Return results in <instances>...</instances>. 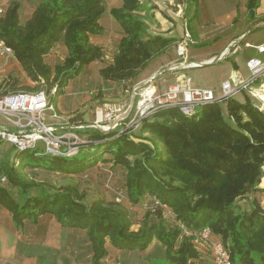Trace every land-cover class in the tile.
I'll return each instance as SVG.
<instances>
[{
  "label": "trees",
  "instance_id": "1",
  "mask_svg": "<svg viewBox=\"0 0 264 264\" xmlns=\"http://www.w3.org/2000/svg\"><path fill=\"white\" fill-rule=\"evenodd\" d=\"M191 1L197 6V0ZM35 2L23 24L18 2L9 3L0 15V38L34 82L21 90L36 91L45 83V90L56 85L59 92L88 65L104 59L103 47L93 41L104 33L99 22L104 0ZM147 5L146 0H122L120 7L110 9L122 35L111 62L98 70L102 81L131 80L174 40L148 31ZM258 6L259 0H247L250 16ZM58 42L65 46L66 56L50 66L44 56ZM4 83L0 93L20 90L15 89V79ZM241 92L243 100L222 99L226 118L216 99L192 115L175 106L158 109L143 118L137 129L105 132L85 127L88 142L83 152L89 154L81 159L77 154H48V164H32L22 157L28 149L18 150L12 144L0 160V205L16 228L49 216L61 227L80 232L90 264H105L107 243L129 252L146 250L153 241L159 247L147 264H207L202 252L212 257L211 242L227 249L232 264H264V209L256 196L264 192L259 188L264 175V111ZM28 156L41 157L35 151ZM99 164L104 165V177L92 175ZM27 168L33 174L39 169L79 176L84 182L94 178L99 182L102 177L108 183L119 174L132 205L145 200L151 205L135 230L133 214L115 199L118 193L112 200L97 194L86 201L83 186L70 178L60 185L53 179L28 176Z\"/></svg>",
  "mask_w": 264,
  "mask_h": 264
},
{
  "label": "rangeland",
  "instance_id": "2",
  "mask_svg": "<svg viewBox=\"0 0 264 264\" xmlns=\"http://www.w3.org/2000/svg\"><path fill=\"white\" fill-rule=\"evenodd\" d=\"M148 1V15L153 17L148 18V15H143L146 19L148 31L151 34H159L164 37H172L174 39L170 45L165 49V52L156 55L144 65V67L135 76L136 79L139 77H153V82L156 85L158 91L161 93L165 92L169 85H173L176 82L172 72L177 71L174 67L179 63L184 62V59L176 55L177 43L180 42L181 38L184 37L186 31L189 35V42L186 47V63H189L191 57L205 53L209 50L212 52L225 53V49L230 39L234 34L248 32V36L241 40L240 49L236 54L231 57L216 61L211 64L195 66L186 69L184 73L190 78L189 87L211 90L214 99H220L222 97L221 84L223 80L235 81L240 79L246 81L250 77V70L248 69L246 62L253 58V55H258L256 50L250 47H244V42H248L253 45L264 42V26L259 28H252L254 23L253 17L249 15L246 8L247 0H197V6L194 4L196 1L191 0H146ZM260 2V1H259ZM264 0H261V6ZM143 14V13H142ZM112 16L109 13L107 1L104 0V13L102 14L99 22L104 28V33L99 37H93V41L100 44L104 49V59L96 61L87 66L78 76L71 79L67 83V87L62 88L61 91H56L55 94H49L50 102L56 103L59 95H66L71 101L67 103V108L63 110L64 113H58L55 109L56 114L59 118L52 120L46 118L48 124L59 123L62 120H67L70 125L77 126L83 123H94L96 120L97 111L103 110V112L112 111V118L110 120L101 121L99 125H106L109 130H123L126 125L125 122L128 118L124 116L129 112L128 106L131 104V91H124L126 86L134 82L135 77L128 83H107L102 81L99 76L98 70L108 62H111L113 54L117 50V42L122 35V30L119 26L115 29H111ZM252 20V21H251ZM251 22V23H249ZM114 25L118 23L113 19ZM168 50V51H166ZM66 51L56 48L49 55L47 60L50 65L58 64L62 61ZM228 56V55H227ZM230 56V55H229ZM255 56V57H256ZM259 58L264 59V55H260ZM189 59V60H188ZM172 60V67H163L164 63H168ZM237 63V69L239 71H232L233 63ZM152 71H154L153 74ZM151 74L150 76H148ZM264 76L259 77L255 85L260 88L261 82H263ZM233 82L232 85L234 84ZM54 86L49 87L52 89ZM235 87V85H234ZM42 88H48L44 83ZM249 98L259 104V100L245 91ZM244 92H238L233 97L238 100H243ZM55 106V105H54ZM220 107L223 116L226 118V107L225 101L220 99ZM128 109V110H127ZM196 110H200L197 107ZM125 114V115H124ZM126 115V116H127ZM116 116H123V120L117 121ZM2 119V120H1ZM86 120V121H85ZM5 122L4 118L0 117V122ZM99 128V127H98ZM101 128V127H100ZM106 130V129H102ZM82 131V130H81ZM85 132V131H84ZM106 132V131H105ZM81 133V132H80ZM82 134V133H81ZM85 134V133H84ZM83 137V136H82ZM87 139V136H84ZM7 141H5L6 143ZM3 143V141H2ZM10 143V142H9ZM81 152L76 155L77 159L87 157L88 152H83V146L80 148ZM8 148H0V160L7 152ZM33 149H28L23 153L22 157L24 161H28L32 164L45 165L48 164L50 159L48 154L44 153V149L38 147L37 151L41 157L28 156L29 153L33 152ZM45 155V156H44ZM104 165H97L92 175L103 176ZM28 176L36 177L37 179H53L56 184H64L66 181H73L79 184L87 192L86 201L97 194L108 196L113 198L114 193L120 194V204L128 211L133 214V228L137 229L143 218L146 210L151 205L148 200L144 203L132 205L128 197L126 199L125 192L121 188V180L118 174L114 175L112 179L107 183L106 178L99 177L98 183H91L83 181L79 176L70 175H57L45 172L44 170H35V174L28 170ZM70 178V179H68ZM260 182H264V175ZM107 183V184H106ZM118 202V201H117Z\"/></svg>",
  "mask_w": 264,
  "mask_h": 264
},
{
  "label": "built area",
  "instance_id": "3",
  "mask_svg": "<svg viewBox=\"0 0 264 264\" xmlns=\"http://www.w3.org/2000/svg\"><path fill=\"white\" fill-rule=\"evenodd\" d=\"M2 13L3 10L0 8V15ZM248 32L249 30L241 35V40ZM188 42L189 35L186 31L184 37L177 43L176 55L184 59V62L179 63V65L186 63ZM229 46L230 54H235L241 48L237 41H232ZM244 47L253 48L258 53L264 52V42L257 45L245 42ZM4 55H13V52L0 38V57ZM246 65L250 70L249 79L246 81L236 79L234 82L231 80L223 81L220 99L246 91L259 100L257 106L264 111V80L260 83V88L253 85L259 77L264 76V59L253 57L246 62ZM152 79L150 78L143 84L130 89L134 103L128 106V115L124 114V118H128V121L125 122V128L137 129L143 118L158 109L175 106L182 113L192 115L197 107L216 100L211 90L189 87L190 78L186 74L181 76L179 82L169 85L163 93L158 91ZM231 82L234 84L232 85ZM56 88L54 85L49 91L42 88L36 91L20 89L0 93V116L5 120L4 126L0 127V139L10 142L18 150L33 149L35 151L42 146L46 154L65 157L78 154L80 148L88 142V138L82 137L80 133L84 129V125L73 126L67 120L51 124L46 122V118L52 120L59 118L53 103L49 99V94H55ZM111 112L97 111L94 123L99 129H106L103 131L109 129L106 125L101 126L99 123L103 119L105 121L110 120L112 118ZM124 118L123 116H116L115 119L119 121V119L123 120ZM35 154L39 153L35 151ZM1 180H4V177ZM115 199L120 202L119 193ZM207 234V230L202 233L204 238L207 237ZM211 252L213 264H232L227 249L220 242H211Z\"/></svg>",
  "mask_w": 264,
  "mask_h": 264
},
{
  "label": "crops",
  "instance_id": "4",
  "mask_svg": "<svg viewBox=\"0 0 264 264\" xmlns=\"http://www.w3.org/2000/svg\"><path fill=\"white\" fill-rule=\"evenodd\" d=\"M11 1L12 0H0V8L3 11H5L6 7L9 5ZM16 1L19 4V8H18L19 22L23 24L31 16L36 6V2L35 0H16ZM106 1L109 8V13L111 8H117L122 5V0H106ZM259 1H260L259 6L257 7L256 13L253 17L254 23L251 25L252 28H259L260 25L264 26V3L261 6V0ZM113 19H114L113 16L112 18H109V20H111L110 22L112 26L111 29H115L117 28V26H119V24L114 25ZM250 30L251 28L249 29V31ZM246 32L241 31L240 33H236L230 39H228V43L225 49L226 54L225 57L222 59H226L231 57V55H234L229 53L230 50L228 51V48L230 47L229 46L230 43L232 41H237L240 44L241 35ZM247 34L245 35V37L248 36ZM244 38L242 40H244ZM56 48L66 51V48L63 45V43L58 42L53 47V49L47 55L44 56V61L48 65H50L49 62L47 61L49 59V55L53 52V50H56ZM222 51L223 50L212 52V50H209L205 53L195 55L194 57H191V60L189 59L188 60L189 62H194L199 60L202 61L207 58L215 57L220 54L219 52ZM260 55H264V52L258 53L257 56L256 55L253 56L259 58ZM65 56L66 53L64 57ZM178 66L179 64L174 66L177 68V71L172 72L174 81L176 83L180 81L182 75L186 74L184 73L186 69L178 68ZM237 66H238L237 63L234 62L232 71H236L239 73L238 69L236 68ZM163 67H168L170 69V67H172V60H170L168 63H164ZM153 73L154 71H152L151 74ZM151 74H149L148 76H150ZM152 77L153 76H150L148 78L139 77L137 79L135 77L136 80L134 82H131L130 85L128 84L124 91H129L132 87L139 86L140 84H142L143 82H145L146 80ZM7 79H11V80L15 79L17 81L16 83L17 88L15 89H22L23 87L26 86L32 87L34 85V82H32L29 79V77H27L21 65L14 58L13 55H4L0 57V84L5 85L4 82ZM130 81L131 80L126 81L125 83H128ZM107 83L116 84L114 82H107ZM58 97L59 98L57 102L54 103L55 105L54 109H56V111L60 114V113H64L63 110L68 107L67 103L70 102L71 99L67 98V96L64 94L59 95ZM89 124L83 123L82 125H84L85 128V127H89L88 126ZM3 126H4V122L2 121L0 122V127ZM81 133L83 137L87 136L86 134H84L83 130L81 131ZM2 146L8 148L7 151H9L13 145L9 142L5 143V141H3V143L0 144V148ZM13 154L14 153L11 152L9 154V157L10 158L13 157ZM90 182L98 183L95 180V178L92 179ZM259 188H264V182L259 183ZM256 196L260 199L261 206L264 209V192H260V193L257 192ZM104 197L106 198V200H112V198L108 197L107 195ZM80 235H81L80 232L76 230L61 227L58 223L55 222L53 218L49 216H42L36 221H30V220L26 221L21 229L16 228L12 221V217L10 213L2 205H0V264H90V262L88 261V253L86 252V250H84L85 248L84 245L81 244L82 236ZM107 247H108V255L104 261L105 264H147L151 253H153L155 249H158L159 244H157L156 241H153L146 250L129 251V252H121L117 249H114L108 243H107ZM202 253H203L202 257L207 259V264H213L212 257L205 256V253L204 252Z\"/></svg>",
  "mask_w": 264,
  "mask_h": 264
},
{
  "label": "water",
  "instance_id": "5",
  "mask_svg": "<svg viewBox=\"0 0 264 264\" xmlns=\"http://www.w3.org/2000/svg\"><path fill=\"white\" fill-rule=\"evenodd\" d=\"M224 57H225V53H221V54H219V55H217L215 57L207 58V59H204L202 61L199 60V61H194V62H190V63H183V64L179 65L178 68L188 69V68H192V67H195V66H201V65L211 64V63H214V62H216L218 60H221ZM153 77H155V76H153ZM133 103H134V97L132 96L131 97V104H133ZM88 126H92V127H95V128L98 127L97 125H94V124H89Z\"/></svg>",
  "mask_w": 264,
  "mask_h": 264
}]
</instances>
